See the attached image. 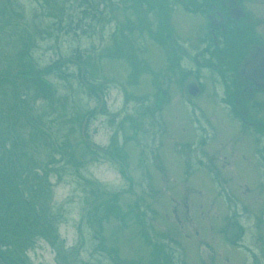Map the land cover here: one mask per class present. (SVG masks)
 <instances>
[{
  "label": "rangeland",
  "instance_id": "rangeland-1",
  "mask_svg": "<svg viewBox=\"0 0 264 264\" xmlns=\"http://www.w3.org/2000/svg\"><path fill=\"white\" fill-rule=\"evenodd\" d=\"M90 1L100 3V9L108 6L106 18L98 13L96 19L83 18L76 26L85 8L82 0H0V6L10 4L0 13L1 61L14 52V40L21 32L30 31L31 61L56 88L52 117L63 105L69 119L75 117L70 126L65 116L59 119L60 131L53 128L71 157L53 155L60 169L52 172L48 168L54 164L42 156L52 184L50 205L60 239L56 241L54 233L49 239L25 236L26 264H155L150 256L157 243L166 245L172 264H264V229L254 228L256 217L244 208L248 195L237 194L246 190L237 179V165L242 163L234 141L238 123L220 102L216 77L210 78L192 61L197 38L205 30V17L194 11L197 2L189 1L194 5H188L190 12L174 5L169 38L158 43L148 30L161 35L164 14L148 13L142 7L144 16L135 18V10L129 7L137 0ZM259 2L251 0L245 8L253 16L264 17ZM4 19L17 21L18 29L3 25ZM70 19L73 24L68 26ZM173 41L185 48V56L172 50ZM116 47L123 48L122 55L108 52ZM76 49L101 55L94 78L105 86L101 108L99 98L89 96L73 74L70 83L45 70ZM177 59L178 65L172 67ZM130 62L141 67L139 74ZM65 69L76 71V66ZM156 79L161 89L157 90ZM191 84L199 86L197 94L188 93ZM43 101L36 100L38 112ZM71 110L78 114L71 116ZM87 112L91 114L83 134L88 143L110 147L116 141L124 150V160L88 150L80 133ZM22 136L33 138L29 130ZM10 145L8 140L5 147ZM39 154L34 151L36 157ZM76 163L80 166L74 167ZM219 175L225 176L224 184ZM262 224L264 228L263 220Z\"/></svg>",
  "mask_w": 264,
  "mask_h": 264
},
{
  "label": "trees",
  "instance_id": "trees-1",
  "mask_svg": "<svg viewBox=\"0 0 264 264\" xmlns=\"http://www.w3.org/2000/svg\"><path fill=\"white\" fill-rule=\"evenodd\" d=\"M189 1L190 0H137V5L133 4V7L129 8L133 11L135 10L137 15H133L135 18L139 15L144 16L141 12L143 9L142 7H146L148 13L149 11H154L158 15L159 13H161L162 16L164 14V19L162 17V34L155 35L151 32L153 29L148 30V35L150 37L155 39L158 43H163L165 37L167 40L170 35V29L172 28L170 19L175 6H184L185 9L190 11L192 8L188 6L191 4H188ZM82 2L85 3V8L82 10L81 15L77 17L75 22L76 26L79 25L78 21L83 20V18L89 17L91 19H96L98 13L101 15L100 18H106V8L108 7L106 4L100 9V3L92 5V1L90 0H82ZM103 2H107V0ZM8 5L4 4V7L0 6V13H2ZM130 6H132V4ZM190 6L194 7V5ZM10 7H12V4ZM163 8H169V10L163 11ZM194 9H197V7H194ZM2 22L5 26L13 27L15 30L18 29L19 23L17 21L11 22L10 20L4 19ZM59 24H61V22H59ZM66 24L71 26V24H73L72 19ZM27 32L28 31L25 29V31L21 32L20 38L14 40L16 44L14 52L7 53L3 61L0 59V66L2 62H5L3 68L0 67V145L1 148L2 146L4 147V151H1L2 149L0 150V264H26L22 256L25 250V247H23L25 242H23L22 239H24L25 236L39 235L49 239L54 233L55 240L57 241L60 239L55 228L57 225L55 213L52 211L53 209L50 205L52 184L49 181L48 172L43 168L42 156H48V162L51 165L54 164L53 162L56 160L53 155L57 153L62 154L63 158H66V156L71 157L63 141L53 133L55 132L53 128L58 132L61 130V127H58L57 124L59 119L65 116L64 121L70 126L73 124L72 121L75 117L69 119L68 114L65 113L66 110L63 111V106L65 105L62 106L60 112L58 111V113L52 117V114L55 113L53 105L58 99V96L55 94L56 88L53 82L46 78L45 74H40L42 71L40 69L41 67L39 68L35 61H31L33 57L30 52V47L33 39L31 32ZM140 35H143V32ZM126 37L132 40L131 36L126 35ZM163 45H166V43ZM122 50L123 48L116 47L115 49H108V52L115 51L119 53V55H122ZM92 55L94 61H92ZM92 55L90 52L86 53L82 52L80 49H76L70 57L65 59L57 58L53 63L49 64L45 70L56 72L54 74L57 77L70 83L71 77L69 75L73 74L78 78L79 83L87 88V94L89 96L99 98L105 93V86L103 83H95L94 81L96 80L95 77H97L95 74L98 69L97 60L101 59V55L98 54L94 56V53H92ZM130 63L131 69H134L135 73L138 70L137 74H139L141 67L138 69L134 62ZM69 64H74L76 66V71H66L65 68L68 67ZM153 76H156V74L154 73ZM37 99H43L45 103L40 112L35 109ZM72 108H74V106ZM150 108L154 111L152 107ZM73 110L70 111V115H77L78 111ZM93 111H95L94 108L90 109V112ZM88 112L84 113L82 116L83 120L80 125V133H82V128L84 131L86 129L85 124L88 122L89 114H91ZM145 113L146 110L142 111V114ZM79 119H81V117L76 118L77 121ZM137 128L138 126H136V129ZM25 130H29L33 138L27 139L22 136ZM85 136L86 135H82V141L89 146L88 150L90 152L98 153L101 156L106 154L112 157H122L121 160L125 159L123 158L125 157L124 150L116 141H113L110 147H100L88 143ZM65 138L67 139V133L65 134ZM33 139H35L34 142ZM8 140H11V145L6 148L5 146H7ZM40 147L42 152L40 151ZM49 148L53 150L52 153H47ZM36 150L40 152L37 157L34 155V151ZM75 166L80 165L76 163L74 167ZM59 169L60 168L54 164L52 167L48 168V171L58 172ZM85 181L89 180L85 179ZM104 195L106 194L99 193V196ZM112 196L114 197V195ZM61 242L63 241L61 240ZM28 244L30 243L28 242ZM153 247L156 249V252L152 255L153 250L151 251L152 257L150 256V260H154L155 264H159L160 261L162 263L172 264V258L168 259L167 257L166 245L164 246L163 244L160 245L157 243Z\"/></svg>",
  "mask_w": 264,
  "mask_h": 264
},
{
  "label": "flooded vegetation",
  "instance_id": "flooded-vegetation-1",
  "mask_svg": "<svg viewBox=\"0 0 264 264\" xmlns=\"http://www.w3.org/2000/svg\"><path fill=\"white\" fill-rule=\"evenodd\" d=\"M192 1L205 17L192 61L216 77L220 102L238 123L234 141L242 163H237V179L246 190L237 194L248 195L244 208L255 215L254 228L264 229V17L245 8L251 0ZM259 5L264 10V0ZM173 50L185 56L177 41ZM218 179L224 184V175Z\"/></svg>",
  "mask_w": 264,
  "mask_h": 264
},
{
  "label": "water",
  "instance_id": "water-1",
  "mask_svg": "<svg viewBox=\"0 0 264 264\" xmlns=\"http://www.w3.org/2000/svg\"><path fill=\"white\" fill-rule=\"evenodd\" d=\"M263 56H264V53H263ZM197 92H198V87L194 84H191L188 88V93L197 94Z\"/></svg>",
  "mask_w": 264,
  "mask_h": 264
}]
</instances>
